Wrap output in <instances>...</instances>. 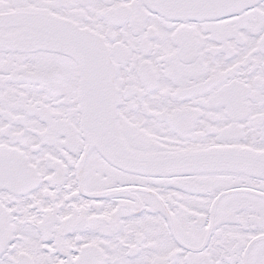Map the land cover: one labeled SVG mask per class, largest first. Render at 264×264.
Returning a JSON list of instances; mask_svg holds the SVG:
<instances>
[{"label": "snow or ice", "instance_id": "1", "mask_svg": "<svg viewBox=\"0 0 264 264\" xmlns=\"http://www.w3.org/2000/svg\"><path fill=\"white\" fill-rule=\"evenodd\" d=\"M0 264H264V0H0Z\"/></svg>", "mask_w": 264, "mask_h": 264}]
</instances>
